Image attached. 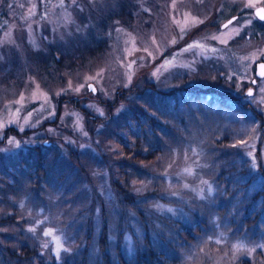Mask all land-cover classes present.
I'll return each instance as SVG.
<instances>
[{
    "label": "rangeland",
    "instance_id": "rangeland-1",
    "mask_svg": "<svg viewBox=\"0 0 264 264\" xmlns=\"http://www.w3.org/2000/svg\"><path fill=\"white\" fill-rule=\"evenodd\" d=\"M259 6L0 0V264H264Z\"/></svg>",
    "mask_w": 264,
    "mask_h": 264
},
{
    "label": "water",
    "instance_id": "water-1",
    "mask_svg": "<svg viewBox=\"0 0 264 264\" xmlns=\"http://www.w3.org/2000/svg\"><path fill=\"white\" fill-rule=\"evenodd\" d=\"M262 10H264V6H259V7H257V8L254 9L256 16H257L260 20L264 21V19H261V16L264 15V11H262ZM235 19H236V16L231 17L230 19H228L227 21H225V22L223 23V27L227 26L228 24L231 23V21H234ZM261 64H264V60L259 61V62H256V72H255V73H256V75H257L258 78H262V77H264V75H259V74H258V73L264 72V69H261V68L259 67V65H261ZM254 82H256V80H254ZM88 88H89L93 93H97V87H96V85H95L94 83H92V82L89 83V84H88ZM252 92H253V88H250L249 93H252Z\"/></svg>",
    "mask_w": 264,
    "mask_h": 264
},
{
    "label": "trees",
    "instance_id": "trees-1",
    "mask_svg": "<svg viewBox=\"0 0 264 264\" xmlns=\"http://www.w3.org/2000/svg\"><path fill=\"white\" fill-rule=\"evenodd\" d=\"M138 158L145 159V160H153L157 157V152L150 151L147 155H137ZM188 234V233H187ZM101 244L104 245V237L101 238Z\"/></svg>",
    "mask_w": 264,
    "mask_h": 264
},
{
    "label": "snow or ice",
    "instance_id": "snow-or-ice-1",
    "mask_svg": "<svg viewBox=\"0 0 264 264\" xmlns=\"http://www.w3.org/2000/svg\"><path fill=\"white\" fill-rule=\"evenodd\" d=\"M262 11H264V10H262ZM261 19H264V15H262L261 16ZM191 47V46H190ZM259 67L261 68V69H264V64H261V65H259ZM259 75H264V72H261V73H258ZM251 94V93H250ZM45 235H53V232H52V230H49V231H46L45 233H44Z\"/></svg>",
    "mask_w": 264,
    "mask_h": 264
},
{
    "label": "flooded vegetation",
    "instance_id": "flooded-vegetation-1",
    "mask_svg": "<svg viewBox=\"0 0 264 264\" xmlns=\"http://www.w3.org/2000/svg\"><path fill=\"white\" fill-rule=\"evenodd\" d=\"M234 16H236L237 17V15H234ZM256 80V79H255ZM254 82V81H253ZM256 82H257V80H256ZM256 82H254V83H256Z\"/></svg>",
    "mask_w": 264,
    "mask_h": 264
}]
</instances>
